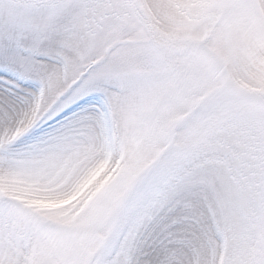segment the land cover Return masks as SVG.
Here are the masks:
<instances>
[{"label":"rangeland","instance_id":"1","mask_svg":"<svg viewBox=\"0 0 264 264\" xmlns=\"http://www.w3.org/2000/svg\"><path fill=\"white\" fill-rule=\"evenodd\" d=\"M45 24L58 63L0 108V215L75 264H120L165 192L183 193L172 264H231L264 240V0H0V31ZM78 83L102 96L107 155L42 194L75 119L36 130Z\"/></svg>","mask_w":264,"mask_h":264},{"label":"snow or ice","instance_id":"2","mask_svg":"<svg viewBox=\"0 0 264 264\" xmlns=\"http://www.w3.org/2000/svg\"><path fill=\"white\" fill-rule=\"evenodd\" d=\"M51 24L31 30L5 27L0 31V108L11 111L23 106L42 90L48 66L58 63L59 49L54 43ZM83 81H81L82 83ZM81 88L78 83L47 114L36 130L44 135L49 130L86 114L90 107H102L98 92ZM73 93H76L73 96ZM66 106L61 107L69 98ZM183 193L165 192L150 215L141 224L137 238L120 264H172L170 251L174 238L185 227L177 203ZM0 264H75L62 249L42 245L38 234L11 216L0 215ZM90 264V262H88ZM109 264H113L109 261ZM231 264H264V240L245 239L236 249Z\"/></svg>","mask_w":264,"mask_h":264},{"label":"bare ground","instance_id":"3","mask_svg":"<svg viewBox=\"0 0 264 264\" xmlns=\"http://www.w3.org/2000/svg\"><path fill=\"white\" fill-rule=\"evenodd\" d=\"M72 125L71 129L61 132L57 141L59 163L55 176L58 181L46 183L42 194L51 195L78 186L101 167V161L107 155V127L94 106L76 118Z\"/></svg>","mask_w":264,"mask_h":264}]
</instances>
